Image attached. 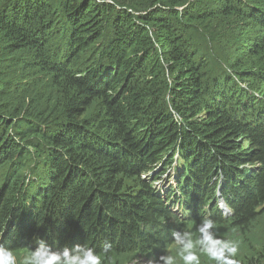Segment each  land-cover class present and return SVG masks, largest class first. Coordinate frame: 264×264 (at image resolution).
Here are the masks:
<instances>
[{
  "label": "trees",
  "instance_id": "obj_1",
  "mask_svg": "<svg viewBox=\"0 0 264 264\" xmlns=\"http://www.w3.org/2000/svg\"><path fill=\"white\" fill-rule=\"evenodd\" d=\"M198 1L145 0L135 15L124 0H0V246L107 244L104 264L135 250L156 264L176 255L173 231L197 239L211 220L237 264H264V104L234 92L253 70L264 80V0ZM234 21L249 32L231 47ZM224 32L229 71L210 61ZM21 70L46 80L45 98L26 100ZM176 151L183 167L164 200L152 186Z\"/></svg>",
  "mask_w": 264,
  "mask_h": 264
},
{
  "label": "clouds",
  "instance_id": "obj_2",
  "mask_svg": "<svg viewBox=\"0 0 264 264\" xmlns=\"http://www.w3.org/2000/svg\"><path fill=\"white\" fill-rule=\"evenodd\" d=\"M117 9L120 10L118 7ZM58 19L60 20L61 17L58 16ZM65 55L60 56L58 54V57L61 59ZM97 57L91 62L95 64ZM252 73L256 74V77L258 76L255 71ZM174 158L179 159L177 151L173 156V163ZM156 171L153 170L152 174ZM165 176L166 178L164 176L163 178L168 179L169 175ZM213 229L214 223L211 220H204L197 226L196 231L199 233L197 239H194L193 233L189 231H173L172 239L177 249L176 255L163 254L159 256L156 264H179V262L182 264H201V253L206 255L209 260L214 261L215 264H237L233 257L237 255L238 246L232 241L216 238ZM110 247L106 244L103 254L97 253L94 248L83 244H76L71 247L65 245L53 249L47 240L37 238L36 247L30 250L23 264H104ZM0 264H18L17 255L13 250L0 246Z\"/></svg>",
  "mask_w": 264,
  "mask_h": 264
},
{
  "label": "rangeland",
  "instance_id": "obj_3",
  "mask_svg": "<svg viewBox=\"0 0 264 264\" xmlns=\"http://www.w3.org/2000/svg\"><path fill=\"white\" fill-rule=\"evenodd\" d=\"M183 1L188 2V0H183ZM194 1L197 2V0H194ZM202 1L203 0H199L198 2H202ZM124 3L126 5L125 7L130 9V11L132 13H134L135 15L140 14L142 12L145 13V11L148 10L145 7V0H124ZM241 4L245 5L243 2H241ZM221 5H222V3L218 4L217 11L220 10V8L222 7ZM135 17H140V16H135ZM155 21H157V20L156 19H150V21L148 23V26L150 29L156 28V26H155L156 22ZM232 24L235 26V33L233 34L232 40L230 41L231 47L237 43V39H240V44H243L245 42V40H248L246 33L249 32V29L246 26H244L240 21H234L233 23H231L230 26H232ZM222 35H223V37L219 38L211 46L210 52L212 55L210 56V61L214 60L215 64L218 67L224 66L225 67L224 69L229 71L231 69L230 65L233 64V59H232L233 55H232V50L230 49V47L228 45V39H229L228 34H226L224 32ZM237 35H239V36H237ZM225 45L227 46L228 52H226V50H225ZM62 49H63V47L60 45V50H62ZM90 52L92 53L93 51H90ZM90 52L87 53V55L85 56V59L91 60L93 58V55L89 56ZM23 57L27 58V56H25V55H23ZM63 60H64V58H62L60 61H63ZM242 70H248V68L247 67H244L241 69L233 68V71H236L238 73L236 78H240L243 76L245 77V74L248 73L247 72L244 74L243 72H240ZM253 71H256V70H253ZM223 76H224V73L222 72L219 75V77H223ZM260 76H262V75L260 74ZM19 83L21 85H23L24 88L26 87L27 90H29L31 92L30 96L26 99L27 101L33 100L36 97L45 98L47 95V91H48L47 87L48 86H46V80L43 79L39 75V73H36L35 71H28V70L22 71L21 70L20 75H19ZM234 92L235 93L242 92L244 103H246L248 100H251L252 103L255 105L256 109H259V107L262 104H264V80L263 81L257 80L256 74L250 73L247 78H244L243 81H241V82L235 81ZM11 102L14 105L17 104L16 98L13 97ZM167 106H168V104H167ZM96 114H97V105L94 104L89 109V111L87 113V117L94 119ZM201 119H203V117ZM241 145H243V147L246 146V144H241ZM241 145H239V146H241ZM40 164H42L41 160H40ZM182 167H183L182 164L177 165V167L172 166V168H170L167 171V175L170 176L169 177L170 179H167V180H171L173 174L175 172L180 171L182 169ZM38 172H40V171H38ZM164 178H166V176H164ZM164 178H163V181L159 184V187H161V189L166 191L168 188V184L166 183V181H164L165 180ZM36 179H40L41 185L46 182L44 176L36 177ZM174 246H175V244L173 242V244L168 248L167 252L169 253ZM28 254L29 253H27V252L17 253L16 255L18 258V264H23L24 259ZM131 257H133L131 260L129 259V261H126L124 263H121L118 260H114L112 262V264H120V263L121 264H154L153 261H151L147 256L142 255L137 250H135L133 252V255H131Z\"/></svg>",
  "mask_w": 264,
  "mask_h": 264
}]
</instances>
